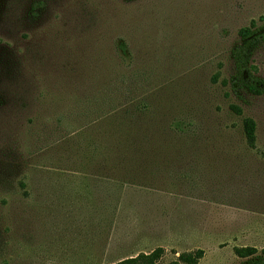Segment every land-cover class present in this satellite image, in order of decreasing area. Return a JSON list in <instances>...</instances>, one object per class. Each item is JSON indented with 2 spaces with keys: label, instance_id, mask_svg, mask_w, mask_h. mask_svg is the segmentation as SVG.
Returning <instances> with one entry per match:
<instances>
[{
  "label": "rangeland",
  "instance_id": "rangeland-1",
  "mask_svg": "<svg viewBox=\"0 0 264 264\" xmlns=\"http://www.w3.org/2000/svg\"><path fill=\"white\" fill-rule=\"evenodd\" d=\"M245 26L264 0H0V264L264 247V94L229 82ZM247 65L264 82V42Z\"/></svg>",
  "mask_w": 264,
  "mask_h": 264
},
{
  "label": "trees",
  "instance_id": "trees-1",
  "mask_svg": "<svg viewBox=\"0 0 264 264\" xmlns=\"http://www.w3.org/2000/svg\"><path fill=\"white\" fill-rule=\"evenodd\" d=\"M251 26L239 29V42L230 51L234 64V73L229 82L232 89L234 88L232 85L239 84L244 85L251 93L264 94V82L252 76L247 65L251 50L257 43L264 42V29L258 31ZM235 110L239 111L238 109ZM253 128V121L245 118L242 122V129L248 146L253 145ZM232 251L234 255L242 258L240 264H264V247L257 250L255 247L249 245L234 246ZM161 253L162 248L158 246L147 253H138L134 257L124 258L110 264H154ZM202 255L203 250L200 248L183 251L178 253L174 260L166 264H196Z\"/></svg>",
  "mask_w": 264,
  "mask_h": 264
}]
</instances>
